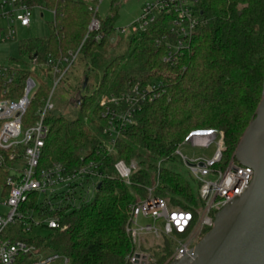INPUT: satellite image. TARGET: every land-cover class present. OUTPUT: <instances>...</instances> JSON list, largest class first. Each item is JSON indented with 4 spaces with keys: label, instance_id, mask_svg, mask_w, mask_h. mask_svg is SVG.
Returning <instances> with one entry per match:
<instances>
[{
    "label": "trees",
    "instance_id": "obj_1",
    "mask_svg": "<svg viewBox=\"0 0 264 264\" xmlns=\"http://www.w3.org/2000/svg\"><path fill=\"white\" fill-rule=\"evenodd\" d=\"M24 1L28 5L45 4L57 13L48 36L19 44V80L9 84L7 97L21 98L27 80H39L25 129L34 123L36 110L51 92L49 83L29 69L32 61H36L39 73L53 81L45 66L48 57L58 59L80 49L87 69L101 72L100 82L92 92L88 84H82L79 117L69 119L55 113L48 116L50 131L39 168L60 163L67 171H73L93 160L102 163L106 174L92 201L54 214L60 218L62 230L49 229L48 236L30 242L41 253L69 257L71 264H127L133 250L127 233L131 208L147 197L148 187L159 182L155 195L169 199L176 208L194 211L200 202V185L169 166L179 159L174 155L176 149L194 131H219L226 151L216 168H223L234 158L255 118L264 91V0H198L200 21L190 49L177 67L163 62L171 34L169 14H158L154 24L129 36L126 52L110 56L108 45L117 30L116 0H112L111 15L101 18L97 14L101 28L92 33L91 4L81 0ZM153 83H160L164 93L153 102L141 103L133 124L116 140L114 151L109 152L103 137L101 96ZM22 150L1 152L6 158L0 166L3 196L8 195L7 179ZM11 155H15L13 160ZM118 160L138 163L130 185L116 173L114 165ZM37 200L38 196L33 195L27 208L38 211ZM170 254L171 244L166 241L158 253V263H165Z\"/></svg>",
    "mask_w": 264,
    "mask_h": 264
},
{
    "label": "built area",
    "instance_id": "obj_2",
    "mask_svg": "<svg viewBox=\"0 0 264 264\" xmlns=\"http://www.w3.org/2000/svg\"><path fill=\"white\" fill-rule=\"evenodd\" d=\"M77 1V0H74ZM93 5L94 16L89 32H98L101 22L97 17L100 6L105 0H81ZM198 0H154L146 4L139 18L131 25V32L146 30L157 20L160 13L171 17V34L168 39L163 62L177 67L190 49L191 40L199 24L197 14ZM51 11L56 19L57 13L43 5H28L24 0H0V43L14 40L16 27L27 29L32 26L35 11ZM126 34L127 29L117 30ZM101 40V36H97ZM80 49L70 51L67 56L54 58L49 56L46 68L53 76V90L43 104L36 110V120L25 129V119L35 93L39 87L37 78H29L24 94L15 100L8 98L9 84L19 80L21 65L14 59L0 63V166L6 163L1 152H10L23 148L21 158L12 167L7 179L9 192L0 200V264H71V259L60 253H41L29 237L38 227L52 230L64 228L58 211L74 210L92 201L97 193V186L106 178L101 162L88 161L73 171L56 163L50 168L40 169V159L49 135L47 118L55 111L54 94L56 88L70 72ZM29 69L36 73L39 69L32 61ZM164 91L160 83L147 86L134 85L130 91L103 94L99 100L104 121L103 137L107 150L113 152L116 140L131 126L141 103L153 102ZM208 132L215 139L217 146L214 157L207 161L189 159L181 153V148L194 132ZM192 132L174 155L181 158L192 180L200 185L199 204L194 211L176 208L167 198L155 195L156 185L147 188V197L133 205L127 233L133 250L127 264H159L152 248L159 253L166 241L171 244V254L163 264H170L189 254L215 225L216 215L229 203L241 197L254 178L251 167L241 165L232 158L223 168H216L222 161L226 146L222 134L216 130H198ZM15 155H11L13 160ZM161 165V162L160 164ZM114 168L117 175L127 185L138 163L118 160ZM33 195L38 196V211L27 208ZM140 219L150 220L144 224ZM20 258L22 260H20Z\"/></svg>",
    "mask_w": 264,
    "mask_h": 264
},
{
    "label": "water",
    "instance_id": "obj_3",
    "mask_svg": "<svg viewBox=\"0 0 264 264\" xmlns=\"http://www.w3.org/2000/svg\"><path fill=\"white\" fill-rule=\"evenodd\" d=\"M235 158L254 170L250 186L216 215L193 251L170 264H264V91Z\"/></svg>",
    "mask_w": 264,
    "mask_h": 264
},
{
    "label": "rangeland",
    "instance_id": "obj_4",
    "mask_svg": "<svg viewBox=\"0 0 264 264\" xmlns=\"http://www.w3.org/2000/svg\"><path fill=\"white\" fill-rule=\"evenodd\" d=\"M153 1L154 0H116L117 3L114 5L115 14L117 16L116 28L117 30L126 28L127 33H115L108 45V55L117 56L127 51L129 36L133 34L131 32L132 23L139 18V14L141 13L142 8L146 4ZM111 4L112 0H105V2L100 6L99 14L101 18H106L107 16L111 15ZM41 14V11L36 10L33 23L30 28L23 29L16 27L15 39L9 40L5 43H0L1 64L7 63V61L11 59H22L19 52L20 42L46 37L51 33V25L54 24L56 20L53 13L46 10L43 16ZM36 73L38 74V78L44 80L45 82H48L51 86V90H53L55 85L54 81H48V79L45 78L44 75L39 73V71H37ZM86 78H88V87L90 88V92H92L100 82L101 72L89 71L87 69L86 62L80 55L70 72L56 88L54 94V103L56 108L54 111L55 114H64L65 117L69 119H75L79 117V101L84 95L82 84H85ZM216 150V144L211 145V147L209 148H194L186 144L181 148V153L184 157H187L189 159L207 161L214 157ZM181 158H179L176 162L169 164V166L174 168L177 172L191 178ZM2 198L3 190L0 191V200ZM146 222H150V220L140 219L141 224H144ZM50 233L51 231L49 229L38 227L37 229H35L29 239L46 237ZM151 250L152 252H154V256L157 258L158 253L156 252V248H152Z\"/></svg>",
    "mask_w": 264,
    "mask_h": 264
},
{
    "label": "crops",
    "instance_id": "obj_5",
    "mask_svg": "<svg viewBox=\"0 0 264 264\" xmlns=\"http://www.w3.org/2000/svg\"><path fill=\"white\" fill-rule=\"evenodd\" d=\"M188 145L194 148H209L215 144V139L208 132H194L187 141Z\"/></svg>",
    "mask_w": 264,
    "mask_h": 264
}]
</instances>
